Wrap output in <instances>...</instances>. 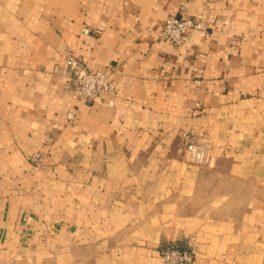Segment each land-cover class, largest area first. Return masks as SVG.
Segmentation results:
<instances>
[{
	"label": "crops",
	"instance_id": "crops-1",
	"mask_svg": "<svg viewBox=\"0 0 264 264\" xmlns=\"http://www.w3.org/2000/svg\"><path fill=\"white\" fill-rule=\"evenodd\" d=\"M178 16L206 31L164 42ZM67 53L108 71L113 106L79 100ZM167 246L264 264V0H0V264Z\"/></svg>",
	"mask_w": 264,
	"mask_h": 264
},
{
	"label": "built area",
	"instance_id": "built-area-1",
	"mask_svg": "<svg viewBox=\"0 0 264 264\" xmlns=\"http://www.w3.org/2000/svg\"><path fill=\"white\" fill-rule=\"evenodd\" d=\"M189 29L206 31L201 22L193 21L183 16L167 19L162 27L161 39L174 46H179L187 40V32ZM91 32L89 27L84 28V33ZM67 63L69 67L75 71V83L78 90L79 100L91 103L97 99L102 93L108 94L111 98L108 105L113 106L115 97L118 94V87L110 79V75L106 70H90L80 65L78 57L73 53H67ZM76 116L75 111H70L67 115L69 123H73ZM183 138L186 142V149L190 153L191 158L196 162L205 160V151L201 145H198L190 135L184 133ZM39 155H35L33 159L36 161ZM161 257L166 264H195V256L193 251L183 248L168 247L161 250Z\"/></svg>",
	"mask_w": 264,
	"mask_h": 264
},
{
	"label": "rangeland",
	"instance_id": "rangeland-1",
	"mask_svg": "<svg viewBox=\"0 0 264 264\" xmlns=\"http://www.w3.org/2000/svg\"><path fill=\"white\" fill-rule=\"evenodd\" d=\"M191 159H192V158H191ZM192 162H193V163H196V164H199V165H202V164L205 163V160L202 161V162H196V161H194V160L192 159ZM168 247H173V246H167V247H165V248H168ZM173 248H177V247H173ZM178 249H183V248H178ZM187 249H188V248H187Z\"/></svg>",
	"mask_w": 264,
	"mask_h": 264
}]
</instances>
